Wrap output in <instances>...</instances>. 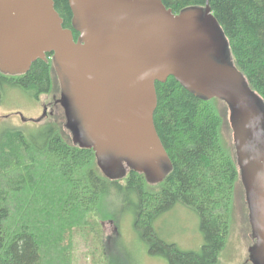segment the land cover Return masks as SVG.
<instances>
[{"label":"trees","instance_id":"16d2710c","mask_svg":"<svg viewBox=\"0 0 264 264\" xmlns=\"http://www.w3.org/2000/svg\"><path fill=\"white\" fill-rule=\"evenodd\" d=\"M53 1L63 26L73 30L68 0ZM161 1L174 13L208 2L235 66L264 99V0ZM73 35L77 39L79 34L73 30ZM51 54L34 61L24 74L0 72V91L16 87L34 100L53 90L60 94ZM155 87L154 124L172 164L157 183L133 170L124 178L106 177L94 151L74 144L57 120L47 124L40 139L17 127L0 134V264H73L74 229L93 230L100 216L117 219L111 205L102 209L111 195L121 205H132L133 225L150 254L162 255L170 264L217 263L229 233L231 193L239 180L235 154L222 135L228 107L217 98L196 97L173 77ZM177 205L200 217L205 237L200 252L181 250L155 231V220ZM101 246L105 263L112 264L105 243Z\"/></svg>","mask_w":264,"mask_h":264},{"label":"water","instance_id":"95a60500","mask_svg":"<svg viewBox=\"0 0 264 264\" xmlns=\"http://www.w3.org/2000/svg\"><path fill=\"white\" fill-rule=\"evenodd\" d=\"M68 2L77 39L53 0H0V72L24 74L52 53L65 127L110 179L126 165L157 183L172 168L154 124L156 82L173 77L196 97L223 101L256 239L249 259L264 264V154L256 200L240 145L264 148V99L235 66L208 2L178 13L161 0Z\"/></svg>","mask_w":264,"mask_h":264},{"label":"rangeland","instance_id":"374dc122","mask_svg":"<svg viewBox=\"0 0 264 264\" xmlns=\"http://www.w3.org/2000/svg\"><path fill=\"white\" fill-rule=\"evenodd\" d=\"M59 96V92L53 90L41 94L39 100H34L22 89L4 86L0 91V134L6 128L17 127L40 139L47 124L57 120L71 136V132L65 127L63 108L60 104L55 106ZM44 105L48 106L45 113ZM217 107L221 110L225 108L221 101L217 103ZM222 135L224 141L232 147L236 159L229 121L228 127L226 125L222 129ZM122 196L128 200L126 194ZM107 203L108 206L111 205V211L115 210L113 212L117 219L100 216L99 224L93 230L85 227L74 229L73 264H106L101 242L105 243L109 254L108 261L112 264H170L164 256L148 252L147 244L133 225L132 205L129 204L130 208L127 205L129 201L121 205L119 199L111 195L108 200L102 202V209L105 211ZM228 220L229 233L216 264H252L249 261V247L253 244V238L245 190L240 178L231 193ZM154 227L160 238L184 251L200 252L205 241L200 217L182 205L174 206L160 215L155 220Z\"/></svg>","mask_w":264,"mask_h":264},{"label":"flooded vegetation","instance_id":"af4514ba","mask_svg":"<svg viewBox=\"0 0 264 264\" xmlns=\"http://www.w3.org/2000/svg\"><path fill=\"white\" fill-rule=\"evenodd\" d=\"M50 57L52 59V54L50 55ZM56 104H60L58 102V98L55 101V106H56ZM47 108H48V106L44 105V108H43L44 112H45V110H47ZM232 132H233V130H232ZM233 143H234V141H233ZM240 145L243 146L242 150H243V152L245 154V158L243 160L244 167L247 168L248 173L250 175V178L252 180V183L254 185L255 199L257 200L259 198L258 194L262 191V185H263L262 181H261V175H260L261 169H260V166H259L258 162L261 161L260 158L264 154V148H263L262 145L246 143L244 140L243 141L241 140ZM246 148H247V152L245 151ZM234 149H235V145H234ZM235 153H236V149H235ZM236 164H237V167L239 169V178L241 180V177H240V172L241 171H240V167H239V165L237 163V154H236ZM125 166L126 165H124L122 170L120 171V173H123V172H125V173H124L123 176H121L119 178H124L130 171H132L130 168L125 167ZM241 183H242V181H241ZM242 185H243V183H242ZM245 199H246V195H245ZM246 203H247V200H246ZM247 207H248V203H247ZM248 211H249V208H248ZM249 224H250V222H249ZM250 227H251V225H250ZM251 235H252V230H251ZM255 242H256V239L253 238V244ZM249 261H250V259H249Z\"/></svg>","mask_w":264,"mask_h":264}]
</instances>
